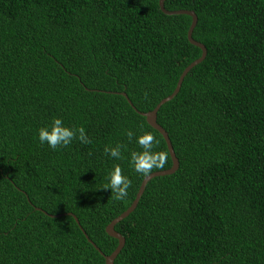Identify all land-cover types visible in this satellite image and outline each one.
<instances>
[{"label":"trees","instance_id":"1","mask_svg":"<svg viewBox=\"0 0 264 264\" xmlns=\"http://www.w3.org/2000/svg\"><path fill=\"white\" fill-rule=\"evenodd\" d=\"M165 7L196 12L208 53L158 111L180 167L152 178L117 223L126 243L114 264H264V0ZM192 19L159 0H0V264H106L101 251L119 244L106 227L146 177L128 162L138 145L125 130L159 141L166 162L152 172L173 165L140 111L202 55ZM56 116L91 143L40 144ZM117 142L120 160L104 153ZM115 164L132 181L123 200L105 189Z\"/></svg>","mask_w":264,"mask_h":264},{"label":"clouds","instance_id":"2","mask_svg":"<svg viewBox=\"0 0 264 264\" xmlns=\"http://www.w3.org/2000/svg\"><path fill=\"white\" fill-rule=\"evenodd\" d=\"M124 135L128 140H132L135 135V143L138 150L129 153L128 162L136 173L149 175L154 168L163 167L166 162V153L156 150L159 141L148 131L136 135L132 130H125ZM37 138L40 144H46L52 150L66 148L74 140H79L81 144H90L86 130L83 126L78 128L65 124L61 117H53L51 121L37 130ZM125 145L117 142L115 145H105L104 153L113 159L120 160ZM131 179L123 174L119 164H115L107 175L105 189H110L116 200H123L128 195L131 187Z\"/></svg>","mask_w":264,"mask_h":264},{"label":"water","instance_id":"3","mask_svg":"<svg viewBox=\"0 0 264 264\" xmlns=\"http://www.w3.org/2000/svg\"><path fill=\"white\" fill-rule=\"evenodd\" d=\"M159 4H160V7L161 9L167 13V14H188V15H191L192 16V23H191V26L188 30V39L189 41L200 47L202 49V55L194 60L192 63H190L183 71V73L181 74L180 78H179V81L177 83V86H176V89L174 90V92L172 94H170L169 96L163 98L157 105L154 109L150 110V111H146V112H141L140 113L142 115H144L148 121V123L153 126L154 128H156L158 131H160V133L164 136L166 142H167V145H168V148H169V152L171 154V157H172V160H173V165L168 168V169H164V170H158V171H155V172H152L150 173L149 175H147L144 180L142 181L141 183V186H140V189L137 193V196L135 198V200L133 201V203L130 205V207L125 210L123 213H121L118 217L114 218L106 227V231L109 235L113 236V237H116L117 239H119V244L118 246L116 247V249L109 255H106L104 254L100 248L93 242V240L88 236L87 232L83 229L85 235L87 236V238L89 239V241L99 250L101 251V253L105 256V260H106V264H114L115 263V260L116 258L118 257V255L120 254V252L122 251L123 247L125 246V243H126V238L125 236L120 233L119 231L116 230V225L117 223H119L120 221H122L124 218H126L127 216H129L138 206V203L143 195V193L145 192V189H146V186L148 184V182L156 177V176H161V175H167V174H172V173H175L179 167H180V161H179V158L177 157L176 155V152H175V149H174V146L172 144V141L170 139V136L168 134V132L166 131V129L158 122V111L159 109L161 108V106L166 103L167 101L173 99L177 94L178 92L180 91L181 89V86H182V83L184 81V78L185 76L188 74V72L194 67L196 66L197 64H199L200 62H202L206 56H207V53H208V50H207V47L205 46L204 43L196 40L194 37H193V32H194V29L197 25V22H198V16L196 14L195 11L193 10H188V9H179V10H169L165 7V0H159ZM123 94L128 98V101L132 104V101L130 100V98L128 97V94L126 92H123ZM38 209H40L39 207H37ZM72 214L78 223H80L78 217L73 214V213H70ZM56 216V215H54Z\"/></svg>","mask_w":264,"mask_h":264}]
</instances>
